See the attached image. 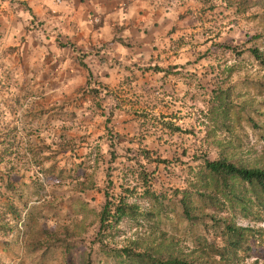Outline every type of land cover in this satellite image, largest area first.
Wrapping results in <instances>:
<instances>
[{"label": "rangeland", "instance_id": "1", "mask_svg": "<svg viewBox=\"0 0 264 264\" xmlns=\"http://www.w3.org/2000/svg\"><path fill=\"white\" fill-rule=\"evenodd\" d=\"M70 1L0 0V264H264V197L189 184L264 167V0H149L170 21L108 42ZM107 189L137 213L105 233Z\"/></svg>", "mask_w": 264, "mask_h": 264}, {"label": "trees", "instance_id": "2", "mask_svg": "<svg viewBox=\"0 0 264 264\" xmlns=\"http://www.w3.org/2000/svg\"><path fill=\"white\" fill-rule=\"evenodd\" d=\"M246 2V1H245ZM231 1V6H232ZM229 7V6H228ZM240 9V8H239ZM233 51L235 48H230ZM251 56L260 63L261 66L264 67V55L258 48H249L247 50ZM163 72V70H159ZM90 78H92V73H90ZM145 155L149 157V153L145 152ZM200 175L197 174L193 177V180L189 183L192 187L197 188V191L199 193H202L201 196H205L204 192L201 191H207L209 189L213 190H219L222 194H226L225 190L222 189H228L230 188V185L232 183L237 182H243L246 183L248 186L251 187V189L255 193H260L261 196L264 197V167H258V168H251L246 167L243 165H240L236 162L230 161L228 158L221 155L219 159H216L214 161H211L209 159H206L204 161V166ZM1 182H11L9 178H5L4 176L0 177ZM5 183L6 186H10L9 183ZM200 183V184H199ZM10 191V189L8 190ZM105 197H106V203L103 207V210L101 212L100 216V222H101V230L109 231L112 229L115 225H118L124 218L131 217L135 218V215L137 213L136 206L127 204L124 201H120L118 204L113 202V198L110 194L109 189L105 191ZM188 196H185V202L183 206L184 215L187 217V221H192L197 219L196 216L190 212V206L187 203ZM184 201V200H183ZM225 230L230 233L231 236L238 237L239 231L236 228H233L231 226H225ZM130 252H126V255L131 257ZM140 257L141 260L148 262L149 264H152V261L154 258L150 256H145L144 254H138L136 257ZM137 257V258H138ZM161 264H198L196 262H188L185 260H181L178 257L171 256L168 260V262H163V260H160Z\"/></svg>", "mask_w": 264, "mask_h": 264}, {"label": "crops", "instance_id": "3", "mask_svg": "<svg viewBox=\"0 0 264 264\" xmlns=\"http://www.w3.org/2000/svg\"><path fill=\"white\" fill-rule=\"evenodd\" d=\"M71 1L76 4V6L73 7V11H76L75 15H78V18L87 19V22H70L68 23V29L77 28L81 30L83 29L82 25H85L84 29L98 34V37L103 38L105 36L103 39L107 42L113 40V28L117 26H126L130 31L137 30V32H140L141 36H143L146 35V27L151 26L153 22L170 21L167 10L165 12L160 8L156 9L147 2L149 0ZM108 36L110 37L109 39H107Z\"/></svg>", "mask_w": 264, "mask_h": 264}]
</instances>
